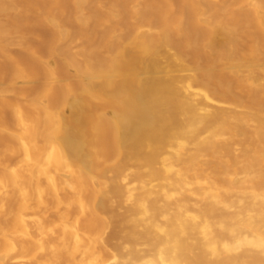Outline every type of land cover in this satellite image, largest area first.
Listing matches in <instances>:
<instances>
[{"label":"bare ground","instance_id":"6f19581e","mask_svg":"<svg viewBox=\"0 0 264 264\" xmlns=\"http://www.w3.org/2000/svg\"><path fill=\"white\" fill-rule=\"evenodd\" d=\"M262 1L0 0V264H264Z\"/></svg>","mask_w":264,"mask_h":264},{"label":"rangeland","instance_id":"374dc122","mask_svg":"<svg viewBox=\"0 0 264 264\" xmlns=\"http://www.w3.org/2000/svg\"><path fill=\"white\" fill-rule=\"evenodd\" d=\"M260 4V6L263 8L264 7V1H262V2H260L259 3ZM17 19H18V17L17 16H15L14 17V22L12 23H8L7 25H5L4 26V28H3V30H4V32H5V34H7V35H11V34H13V33H15L17 30H18V33L19 34H21L20 36L22 37V39H20V44H19V46H23L25 43H28L30 40H29V33H30V31H33V29L34 28H32V26L31 25H29L30 23H28V24H17L16 23V21H17ZM20 30V31H19ZM251 33L253 34V35H256V29H253L252 31H251ZM12 39V38H11ZM36 42H33V44H35ZM0 44L1 45H3L2 47L0 46V65H5L3 62V59H2V56L3 55H8V54H10V55H17L18 54V50L16 49V47L15 46H9L6 42H5V40H3L2 42H0ZM263 45H264V42H261V43H258V42H255V44H254V49L257 51V52H259V54H261L260 56L258 55V57H256L255 59H254V63L256 64V65H258V66H255V67H257V68H254L255 70L254 71H258V72H260L261 70H263V67H262V65H263V63H264V52H263ZM177 48L176 47H174L173 46V48L171 49L172 50V52L173 53H175V54H178V50H176ZM180 55H181V57H183V58H185L186 56H184L185 54H182V53H179ZM263 54V55H262ZM50 61L52 62H54V59H50ZM218 63V62H217ZM257 71H256V73H257ZM255 74V73H254ZM5 79V78H4ZM4 79L2 80H0L1 82H0V87L1 86H3V83H5V81H4ZM17 86H22V84H16ZM222 86H223V88H222V90L219 92L220 94H222L223 92H224V90L223 89H225V88H227V89H229V87L231 86V83L229 82V81H227V82H223L222 83ZM231 92H233V91H231ZM234 93H235V91H234ZM231 94V93H230ZM237 94V93H236ZM6 96H8V97H12V94L11 93H7L6 94ZM233 96V95H232ZM234 97H235V95H234ZM236 98H239V95L238 96H236ZM251 99H253V98H251ZM16 100L17 101H20V100H22V98L21 97H16ZM250 102H252V103H254L255 101H252V100H249ZM264 107L263 108H261L260 109V112L262 113L264 110ZM246 129V133L248 134V136H249V139L251 138L252 139V137H253V140H254V135L255 134H257L259 131L256 129V128H250V127H247V128H245ZM250 139V140H251ZM4 140H6V139H4ZM4 140H1L0 141V149H2V148H4V145L3 144H6L7 145V141H4ZM85 140H86V145H85V150L87 151V150H90V148L88 149V144H89V138L88 139H86L85 138ZM249 142V141H248ZM247 142V143H248ZM250 142H252V141H250ZM3 143V144H2ZM253 143H251V144H249V145H252ZM5 145V146H6ZM2 147V148H1ZM263 150H264V145L261 147ZM2 155V154H1ZM4 156V155H3ZM7 159V157H6V155L3 157V162L5 161ZM252 159H255V158H252ZM251 159V160H252ZM250 160V161H251ZM258 160H252L251 161V165L252 166H254L255 168L256 167H259V166H257V165H259V161L257 162ZM250 163V162H249ZM4 177V174H3V171H2V169H0V177ZM226 178H228V176L226 177ZM224 183L226 184L227 183V181L225 180L224 181ZM2 185V184H1ZM5 193V192H4ZM4 193H1L0 194V199L2 198V200H0V231H2V230H4L5 228H7L8 226H9V219L11 218V210L9 209V208H6L5 210L6 211H3V208H2V202L4 203L5 201H6V194H4ZM4 194V195H3ZM3 196V197H2ZM4 198V199H3ZM15 201V200H14ZM49 202H50V204L52 205V206H54L56 203H57V199H56V197H51V198H49ZM126 204V203H125ZM124 203L123 204H121L119 201H115L114 203H113V207L111 206L110 208L112 209H114V210H109L110 208H108V212H109V215H111V214H113L114 212L115 213H120V211L122 212V213H125V211H127V210H125V209H128L127 208V206L125 205ZM119 208V209H118ZM8 210V211H7ZM115 210H118V212L117 211H115ZM114 211V212H113ZM7 212V213H6ZM110 212H111V214H110ZM49 214V213H48ZM62 214V210H60V212H59V214H54V213H50L49 214V216H48V219H47V221H46V223H45V228H49V229H51V231L52 232H56L57 231V225L58 226H60V225H62V221H61V219L59 218L60 217V215ZM120 240V241H119ZM109 242H108V244L110 245V246H113L114 244L115 245H118V244H121V243H124L123 241V239L122 238H120L119 236H115V237H110L109 238V240H108ZM44 242V243H43ZM43 242L41 243V245H42V252H41V254H40V256L42 257V256H56V254H57V252H56V245H57V242L56 241H54V242H49L48 240H43ZM117 242V243H116ZM114 243V244H113ZM2 246H3V248H6L7 249V256L8 257H12V258H15L16 259V256L17 255H14L13 253L14 252H17V253H19V252H21V250L24 248V245H22V244H17L16 246H15V250L16 251H14V252H12V249H10V246H8V245H6V246H4L3 245V243H0V249H2ZM44 252V253H43ZM16 253V254H17ZM19 255V254H18ZM17 257H19V256H17Z\"/></svg>","mask_w":264,"mask_h":264}]
</instances>
